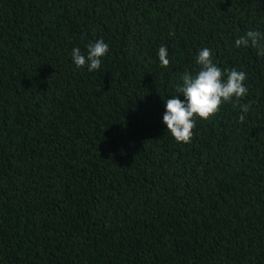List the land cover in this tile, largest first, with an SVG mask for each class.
<instances>
[{"label":"trees","instance_id":"obj_1","mask_svg":"<svg viewBox=\"0 0 264 264\" xmlns=\"http://www.w3.org/2000/svg\"><path fill=\"white\" fill-rule=\"evenodd\" d=\"M264 0H0V264H264ZM103 39L99 70L71 50ZM166 46L169 66L158 49ZM247 74L191 142L163 123L202 48Z\"/></svg>","mask_w":264,"mask_h":264},{"label":"clouds","instance_id":"obj_2","mask_svg":"<svg viewBox=\"0 0 264 264\" xmlns=\"http://www.w3.org/2000/svg\"><path fill=\"white\" fill-rule=\"evenodd\" d=\"M235 47L249 46L257 48V55L264 56V33L250 30L234 41ZM109 51V46L103 39L90 42L86 45V52L79 47L71 50L72 62L77 68L87 67L89 72L99 70L102 58ZM158 59L162 67L170 64L166 46L158 49ZM196 68L182 73V83L176 89L184 99L178 95L164 100L165 112L163 123L177 142L189 143L193 137L195 126L194 117L208 119L215 114L222 102L231 103L233 108L239 110V121L243 122L245 116L252 110L254 101L242 103L241 99L248 94L246 85L247 74L236 68L221 69L212 59V50L202 48L195 57Z\"/></svg>","mask_w":264,"mask_h":264}]
</instances>
